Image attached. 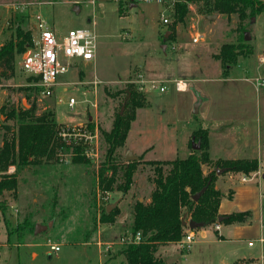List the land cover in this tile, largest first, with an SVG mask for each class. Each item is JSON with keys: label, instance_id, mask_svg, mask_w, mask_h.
<instances>
[{"label": "rangeland", "instance_id": "1", "mask_svg": "<svg viewBox=\"0 0 264 264\" xmlns=\"http://www.w3.org/2000/svg\"><path fill=\"white\" fill-rule=\"evenodd\" d=\"M119 2H124L123 7ZM131 3L0 0V44L13 39L17 27L31 30L37 13L57 35L70 28H94L98 46L95 62L71 66L57 76V81L77 80L79 68L84 74L81 79L90 81L95 73L101 80L96 91L90 83L83 84V89L79 84L66 85L65 90L57 84L51 96L32 90L27 98L22 87L33 84L20 68L21 55L15 57L14 75L0 78V105L8 100L29 107L34 98L37 112L52 109L60 125H80L91 133L97 129V157H87L79 145L85 161H77L72 158L77 155L74 150L64 147L57 159L22 168L15 191H5L7 208L4 213L0 211V264H126L118 246L110 245L131 233L132 205L138 197L145 200L150 190L147 177L152 169L144 160L187 156L195 150L190 140L199 129L208 130L210 156L258 159L260 174L254 176L252 172L246 181L241 180V172L216 176L222 192L221 211L249 210L251 217L218 230L228 229L227 236H239L244 241L204 242L216 235L215 225L206 224L193 229L195 241L188 248L171 249L167 256L171 264L229 263L236 258L229 243L243 247L249 256H259L262 226L264 230V11L247 14L239 27L236 13L209 12L202 2L189 3L185 20L175 25L168 39L170 32L162 34L169 31L167 27L174 19L175 1L172 5L139 0ZM75 5L79 11L74 10ZM212 14L216 16L206 17ZM163 16L168 19L166 23ZM245 31L249 40H243ZM197 33L200 38L193 42ZM240 42L251 45L252 53L239 55L225 70L213 55L224 43ZM139 75L144 81L142 89L136 82ZM178 79L185 81V90L175 88ZM150 81L157 82V87H149ZM128 83L144 93L147 105L136 110L117 153L120 161L126 160L127 150L142 155V160L125 193L116 189L103 192L97 184V169L106 150L100 130L110 129L114 113L122 107V94L111 96L106 90L114 93ZM159 84L164 86L163 91L158 89ZM69 96L76 99L72 108L67 106ZM5 119L0 113V121ZM5 123L10 129L15 127L12 120ZM2 136L0 126V144ZM231 190L232 195H226ZM110 204L119 211L112 224L101 221ZM35 224L46 228L34 233ZM99 226L110 231L101 237L108 243L101 242L102 255L96 244ZM246 240H253L254 246L248 247ZM49 244H58L60 250L50 251ZM123 245L121 242L120 247ZM255 259V264H264L263 256Z\"/></svg>", "mask_w": 264, "mask_h": 264}, {"label": "trees", "instance_id": "2", "mask_svg": "<svg viewBox=\"0 0 264 264\" xmlns=\"http://www.w3.org/2000/svg\"><path fill=\"white\" fill-rule=\"evenodd\" d=\"M56 1V0H53ZM128 2H132L128 0ZM202 2L209 12L224 14L236 13L239 27L247 14L264 11V2L260 0H175L173 21L167 27L173 35L175 25L183 22L188 12L189 3ZM119 2V6L123 7ZM32 32L17 27L15 37L0 44V78H10L14 75L15 57L25 51L31 43ZM164 36V33L162 34ZM163 38V37H162ZM165 41L166 39H162ZM244 40V39H243ZM240 43H224L213 56L218 59L225 70L236 63L239 55H248L253 51L251 45ZM81 71V70H79ZM28 81L37 78L27 76ZM27 98L32 90L37 93L40 87H22ZM111 96L122 94L124 109L114 113L109 130L102 129L100 133L105 142L104 160L97 169V184L101 191L113 189L125 193L133 184V175L142 155L137 159L120 161L117 149L125 143L131 122L136 117V110L147 105L144 93L133 83L113 92L106 90ZM0 113L7 120L15 122V127L0 121L3 129L0 144V211L5 212L7 201L5 191H15L18 184V174L22 168L40 165L57 159L59 152L65 147L74 150L77 161H85L79 145H67L58 135L60 123L55 119L52 109L46 108L37 112V105L33 98L29 107L16 106L5 100L0 105ZM192 137L200 141V148L192 150L187 156L166 160H144L152 169V175L147 179L152 188L149 201L136 200L131 208V233L140 232V239L136 243H124L120 252L124 255L126 264H168L157 250L159 245L168 242H178L185 233L186 225L182 219L188 218L202 221L206 224H230L244 222L251 217L249 210L232 211L220 214L219 205L222 192L215 187L216 169L224 168L222 172H241L249 175L258 170L257 158L211 159L208 153V132L205 129L196 130ZM191 146V140H190ZM202 165L210 169L207 173ZM9 166H14L12 172H7ZM203 189V190H202ZM197 199H192L198 192ZM232 191H229V196ZM103 212L101 221L112 224L118 215V209L110 207ZM223 216L219 221L218 217ZM264 257V242H263ZM231 264H255L254 259H238Z\"/></svg>", "mask_w": 264, "mask_h": 264}, {"label": "built area", "instance_id": "3", "mask_svg": "<svg viewBox=\"0 0 264 264\" xmlns=\"http://www.w3.org/2000/svg\"><path fill=\"white\" fill-rule=\"evenodd\" d=\"M94 2V0H91ZM128 1V0H126ZM143 2H155L162 5L173 4L175 0H139ZM162 22L168 21L167 17H161ZM32 30L31 43L27 45L24 52L21 53L20 68L26 73L27 76L37 78L32 80V84L40 87V93L43 96H51L53 93V87L57 84L66 85H81L84 82L81 80V75L77 74V80L57 81L59 74L65 73L69 67L75 66L76 61L80 62H95L97 56V33L94 28H70L63 34H56L54 28L48 23V21L39 13L35 14L34 20L30 23ZM36 34V35H35ZM200 35L197 33L193 37V42H197ZM136 82L140 83V89H142V83L144 82L142 76L136 79ZM95 91L96 86L101 83V80L93 74V78L88 82ZM149 87L156 88L157 82L150 81ZM175 88L177 90H185L187 85L185 81L178 79L175 81ZM158 89L164 90V86L159 84ZM76 103V99L73 96H69L67 100V106L72 108ZM59 137L67 145H81L84 149V153L87 157H97V151L95 145H97V129L91 133L86 127L80 125H60L58 130ZM87 144V145H86ZM13 167L9 166L8 171H13ZM250 176L243 174L242 181H246ZM215 228H219V224H214ZM140 239V232L135 235L130 233L127 237L122 238L120 241L124 243H136ZM194 241L193 229L186 228L182 238L178 241L182 247L188 248ZM261 244L264 242V235L259 237ZM254 244L253 240H248V245ZM50 251H57L59 249L58 244H49Z\"/></svg>", "mask_w": 264, "mask_h": 264}, {"label": "crops", "instance_id": "4", "mask_svg": "<svg viewBox=\"0 0 264 264\" xmlns=\"http://www.w3.org/2000/svg\"><path fill=\"white\" fill-rule=\"evenodd\" d=\"M131 3V2H130ZM131 5H132V3H131ZM89 21V20H88ZM83 62H80V61H76L75 62V66H80L81 64H82ZM75 68H77V67H75ZM79 70H81V71H79ZM81 72H83L82 71V69L81 68H79L78 69V74L79 75H81ZM84 74H82L81 75V77L83 76ZM83 82H84V84L85 83H88L89 82V80L88 81H86L85 80V78H84V80H83V78L81 79ZM81 88L83 89L84 88V86H81ZM208 131V130H207ZM188 155V154H187ZM138 156V155H137ZM210 156V155H209ZM210 158L211 159H225V158H228V159H235L236 157H222V156H210ZM206 166V165H205ZM202 170H203V172L204 173H207L210 169L206 166L205 168H204V165H202ZM257 174H260V170L258 169L256 172H254L253 173V175L254 176H256ZM262 176H264L263 174H262ZM218 180H219V178L218 179H216V181H215V187L216 188H219L220 189V187H219V185H218ZM135 182V181H134ZM149 187H150V190H149V192L147 193V195L144 197L145 198V200H142L143 199V196L142 197H138L137 198V200H139V201H144V202H148L149 201V195H150V191H151V188H152V185L149 183ZM232 191V190H231ZM233 192V191H232ZM226 195H228L229 196V191L227 192V194ZM221 201V200H220ZM220 205H221V202H220ZM220 205H219V213L220 214H224V213H229V212H223V211H221V209H220ZM118 219V218H117ZM188 219H186L185 218V221H187ZM236 223V222H235ZM238 223H240V222H238ZM230 224H233V223H230ZM222 225H227V224H223V223H221V224H219V228L218 229H215V232H216V235H215V238L214 237H211V238H208V239H205L204 240V242H206V241H208V242H210V243H213V244H220L219 242H223V241H227V242H230V241H235V242H237V241H244L245 240V238H242V237H239V236H237V237H235L234 239H232V238H230L229 236H227V235H229V230L228 229H223V231H219L218 232V230H220V229H222V227L220 228V226H222ZM262 226V225H261ZM260 226V227H261ZM188 226L186 225V228H187ZM189 228V227H188ZM98 232H97V245H98V252L102 255L103 253H102V249H101V242L102 243H107V241H105V240H103V241H101V237H105V236H107V233H109L110 231H107V229H102V228H100V226H99V229L97 230ZM260 231H261V229H260ZM261 234H260V236H262V235H264V230H263V226H262V231L260 232ZM119 241V242H118ZM118 241H115V243H112V242H110V243H112L111 245H110V247L111 246H113L114 244H116L117 246H118V252H120V249H121V241L120 240H118ZM194 241H195V238H194ZM193 241V242H194ZM199 242H203V241H201V240H198ZM247 241V246L248 247H253L254 246V244L253 245H251V246H249L248 245V240H246ZM117 242V243H116ZM192 242V243H193ZM100 243V244H99ZM120 243V244H119ZM84 244H89V241H84ZM108 244V243H107ZM236 244V243H235ZM262 246H263V244H261V250H260V253H259V256H249V254L248 253H246V249H244L243 247H240V246H238V245H234V244H232V243H229V248H230V252H232L233 254H234V256L236 257L233 261H231V262H229L228 263V261H226V260H221V264H231L232 262H234L235 260H238V259H255V258H257V259H259L260 260V258L263 256V248H262ZM160 247L162 248L161 250H160ZM181 248H182V246L179 244V242H168V243H166V244H162V245H159V247H158V250H157V253H158V255L159 256H161L168 264H171V262H170V260H169V258H168V256L167 255H169V253H170V251H171V249H173V251L174 250H181ZM60 250V246H59V249L57 250V251H59ZM123 255V254H122ZM256 260V259H255Z\"/></svg>", "mask_w": 264, "mask_h": 264}, {"label": "water", "instance_id": "5", "mask_svg": "<svg viewBox=\"0 0 264 264\" xmlns=\"http://www.w3.org/2000/svg\"><path fill=\"white\" fill-rule=\"evenodd\" d=\"M73 8H74V10L79 11V7L78 6L75 5ZM215 16H216V14H212V15H207L206 17L208 19H212ZM253 19L254 18L252 17V20ZM168 32L169 31H166L164 33L165 36H167ZM164 39H165V37H164ZM249 39H250L249 32L248 31H245V33H244V40H249ZM123 107H124V101L122 102V107H121L120 112H122V108ZM191 147H192V149L198 150L200 148V141L199 140L198 141H195L194 140V137H192L191 138ZM124 158L126 160H133V159H137L138 156L133 155L130 151L127 150L126 151V155H124ZM222 171H224V168H220V169L217 168L216 169V173L217 174H220ZM202 190L200 192H198L197 194L193 195L192 199H197V197L200 195V193L202 192ZM112 205H114V204L107 205V210H109ZM222 218H223V216H219L218 217V220L220 221ZM182 223L184 225H187L190 229H195V228H198V227H201V226H204L205 225V223L202 222V221L198 222V221H195L193 219H188L187 221H185L184 218L182 219ZM45 228H46V226H42V225H39V224H35V226H34V233H37L38 231H40L42 229H45Z\"/></svg>", "mask_w": 264, "mask_h": 264}, {"label": "bare ground", "instance_id": "6", "mask_svg": "<svg viewBox=\"0 0 264 264\" xmlns=\"http://www.w3.org/2000/svg\"><path fill=\"white\" fill-rule=\"evenodd\" d=\"M215 227V226H214ZM119 242V241H118Z\"/></svg>", "mask_w": 264, "mask_h": 264}]
</instances>
